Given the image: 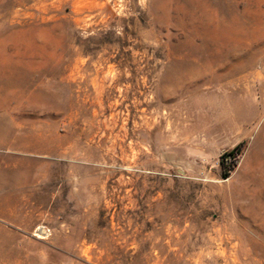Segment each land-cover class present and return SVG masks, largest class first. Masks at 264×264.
Listing matches in <instances>:
<instances>
[{"label":"rangeland","instance_id":"1","mask_svg":"<svg viewBox=\"0 0 264 264\" xmlns=\"http://www.w3.org/2000/svg\"><path fill=\"white\" fill-rule=\"evenodd\" d=\"M0 264H264V0H0Z\"/></svg>","mask_w":264,"mask_h":264},{"label":"trees","instance_id":"2","mask_svg":"<svg viewBox=\"0 0 264 264\" xmlns=\"http://www.w3.org/2000/svg\"><path fill=\"white\" fill-rule=\"evenodd\" d=\"M244 144L245 143L239 144L234 150L226 152L221 156V165L223 166V169H226V171L224 170L223 178H228L230 171L237 166Z\"/></svg>","mask_w":264,"mask_h":264}]
</instances>
